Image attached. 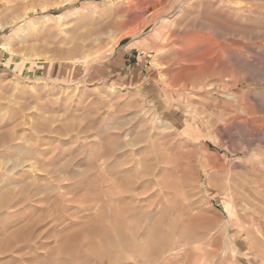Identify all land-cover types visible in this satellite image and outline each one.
Segmentation results:
<instances>
[{
    "label": "rangeland",
    "instance_id": "1",
    "mask_svg": "<svg viewBox=\"0 0 264 264\" xmlns=\"http://www.w3.org/2000/svg\"><path fill=\"white\" fill-rule=\"evenodd\" d=\"M131 1L0 0V264H264V0Z\"/></svg>",
    "mask_w": 264,
    "mask_h": 264
},
{
    "label": "bare ground",
    "instance_id": "2",
    "mask_svg": "<svg viewBox=\"0 0 264 264\" xmlns=\"http://www.w3.org/2000/svg\"><path fill=\"white\" fill-rule=\"evenodd\" d=\"M133 1V0H132ZM131 1V2H132ZM133 2H137V1H133ZM141 2H143V1H141ZM185 2V1H184ZM161 3V2H160ZM181 3H183V2H181ZM151 4V3H150ZM156 4V3H155ZM149 5V4H148ZM152 5V4H151ZM139 6V5H138ZM137 6V7H138ZM143 6V5H142ZM202 6H203V4H202ZM146 7H148V6H146ZM138 9V8H137ZM149 10V9H148ZM182 10V9H181ZM134 16V15H133ZM141 17V16H140ZM135 18V17H134ZM196 27V26H195ZM187 33V32H186ZM172 39V38H171ZM179 41V40H178ZM182 41V40H181ZM187 40H183V42H186ZM198 41V40H197ZM175 44V43H174ZM179 44V43H178ZM189 44H191V43H189ZM234 44V43H233ZM199 45V44H198ZM6 47V49H8V46L7 45H5L4 44V48ZM185 47V46H184ZM195 47V46H194ZM233 49V48H232ZM183 53V52H182ZM187 54V53H186ZM181 58V57H180ZM190 60V59H189ZM177 63H179V62H177ZM176 63V64H177ZM185 65V64H184ZM186 66V65H185ZM182 67H183V65H182ZM181 67V69H183ZM174 69V68H173ZM177 69H180V68H177ZM180 69V70H181ZM170 72H173V71H170ZM177 72V71H176ZM178 72H179V70H178ZM174 73V72H173ZM208 76V75H207ZM225 76V75H224ZM215 79V78H214ZM176 80V79H175ZM185 82V81H184ZM187 83V82H186ZM187 88V87H186ZM196 94V93H195ZM157 120H158V118H157ZM159 120H160V118H159ZM159 120H158V122H159ZM162 120V119H161ZM157 122V123H158ZM161 122V121H160ZM159 122V123H160ZM164 122V121H163ZM162 123V122H161ZM165 124V123H164ZM153 147V146H152ZM156 177V176H155ZM141 184V183H140ZM139 184V185H140ZM144 184V183H143ZM148 185H151V184H148ZM153 185H155V184H153ZM159 185V184H158ZM136 186V185H135ZM142 186V185H141ZM156 186V185H155ZM138 187V186H137ZM149 186H147V188H148ZM145 188V187H144ZM149 190L151 189V188H148ZM166 189V188H165ZM158 190V192H159V190H160V188L159 189H157ZM135 191V190H134ZM161 191V190H160ZM139 192V191H138ZM162 192H164V191H162ZM133 193V192H132ZM140 193V192H139ZM164 194V193H163ZM132 196V195H131ZM162 196H164V195H162ZM150 198V197H149ZM152 198V197H151ZM146 199V198H145ZM148 199V198H147ZM146 199V200H147ZM160 199H161V197H160ZM163 199V198H162ZM165 199V198H164ZM137 201V200H136ZM144 201V200H143ZM159 201V200H158ZM139 202V201H138ZM146 202V201H145ZM161 202V201H160ZM146 203H148V202H146ZM162 203V202H161ZM138 204H140V203H138ZM164 204V203H163ZM168 205V204H167ZM156 206H157V203H156ZM161 206V205H160ZM159 206V207H160ZM140 208H142V207H140ZM144 208H147V207H144ZM144 210L145 209H143V213H144ZM158 210H159V208H158ZM185 211V210H184ZM139 212V211H138ZM156 214V213H155ZM248 214V213H247ZM260 216V215H259ZM247 217V216H246ZM182 218V217H181ZM251 218V217H250ZM165 219V218H164ZM164 219H162V220H164ZM168 219V218H167ZM252 219H254V217H252ZM168 221V220H167ZM166 221V222H167ZM181 221V220H180ZM178 222V223H182L183 222V220H182V222ZM175 223H177V222H175ZM258 224V223H257ZM146 225V224H145ZM176 225V224H175ZM174 225V226H175ZM182 225V224H181ZM263 225V224H262ZM149 226H151V225H149ZM154 226V225H153ZM179 226V225H178ZM183 227V226H182ZM261 227V226H260ZM177 229H179V227L177 228ZM262 229V228H261ZM159 230H160V228H159ZM258 230H259V227H258ZM257 230V231H258ZM164 232V231H163ZM163 232H161V234L163 235ZM177 232V231H176ZM166 233V232H165ZM258 233V232H257ZM263 233V232H262ZM177 234H178V232H177ZM259 235H261V233L259 234ZM250 236V235H249ZM168 237V236H167ZM251 237V236H250ZM128 238V237H127ZM131 238V237H130ZM161 238V237H160ZM170 239V241L168 242V243H166V244H164V245H162L161 247H159L158 249H156V251H154L152 254H151V257L153 258V260H155V261H157V262H150V263H144V264H160L161 262H159V261H166V260H172L173 258H175V257H177L176 256V254H178L179 252H182V251H185V248H184V246L182 245V241L183 240H178V241H176V240H174V239H172V236L171 237H169ZM138 239V238H137ZM172 239V240H171ZM128 241V240H127ZM129 241H131V240H129ZM180 241V242H179ZM146 244V243H145ZM183 244H185V243H183ZM134 247V246H133ZM187 247V246H186ZM117 248V247H116ZM143 248V247H142ZM134 249V248H133ZM135 249H136V247H135ZM130 250H132V249H130ZM136 251V250H135ZM121 252V251H120ZM131 252V251H130ZM132 253V252H131ZM185 254V253H184ZM183 254V255H184ZM227 254V253H226ZM180 255V254H179ZM116 256V255H115ZM130 256V255H129ZM238 256V255H237ZM114 257V256H113ZM125 258V257H124ZM224 258V257H223ZM116 259V258H115ZM120 259V258H119ZM128 259V258H127ZM111 260V259H110ZM138 260V259H137ZM224 260V259H223ZM128 261H129V259H128ZM101 262V261H100ZM140 262V261H139ZM204 262V261H203ZM106 263V262H105ZM137 263V262H136ZM163 264V263H162ZM165 264V263H164Z\"/></svg>",
    "mask_w": 264,
    "mask_h": 264
}]
</instances>
